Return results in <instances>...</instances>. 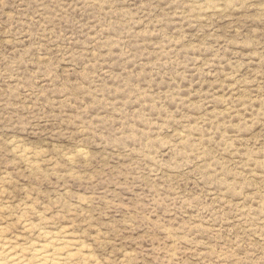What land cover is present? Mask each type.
Returning a JSON list of instances; mask_svg holds the SVG:
<instances>
[{
	"label": "rangeland",
	"instance_id": "1",
	"mask_svg": "<svg viewBox=\"0 0 264 264\" xmlns=\"http://www.w3.org/2000/svg\"><path fill=\"white\" fill-rule=\"evenodd\" d=\"M1 241L264 264V0H0Z\"/></svg>",
	"mask_w": 264,
	"mask_h": 264
},
{
	"label": "bare ground",
	"instance_id": "2",
	"mask_svg": "<svg viewBox=\"0 0 264 264\" xmlns=\"http://www.w3.org/2000/svg\"><path fill=\"white\" fill-rule=\"evenodd\" d=\"M0 242V264H61L59 258H55V251L60 248L50 249L37 245L36 249H31V256L28 258L24 251H14L12 247H6ZM34 244V243H32ZM31 244V245H32ZM35 246V245H34ZM8 248V249H7ZM24 250V249H23Z\"/></svg>",
	"mask_w": 264,
	"mask_h": 264
}]
</instances>
